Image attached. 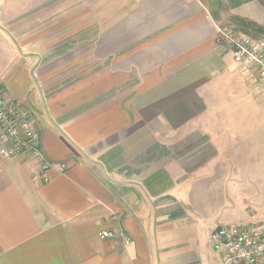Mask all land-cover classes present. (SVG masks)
<instances>
[{"label":"crops","instance_id":"obj_1","mask_svg":"<svg viewBox=\"0 0 264 264\" xmlns=\"http://www.w3.org/2000/svg\"><path fill=\"white\" fill-rule=\"evenodd\" d=\"M220 27L204 0L1 1L44 160L0 163V264H223L213 231L264 223V90Z\"/></svg>","mask_w":264,"mask_h":264},{"label":"built area","instance_id":"obj_2","mask_svg":"<svg viewBox=\"0 0 264 264\" xmlns=\"http://www.w3.org/2000/svg\"><path fill=\"white\" fill-rule=\"evenodd\" d=\"M218 32L241 76L264 87V38L256 39L228 27H220ZM32 115L26 106L9 103L0 86V163L20 156L44 160L40 133ZM50 167L45 161L43 171ZM99 236L112 239L115 234L105 231ZM210 239L223 264H264V223L218 228Z\"/></svg>","mask_w":264,"mask_h":264},{"label":"rangeland","instance_id":"obj_3","mask_svg":"<svg viewBox=\"0 0 264 264\" xmlns=\"http://www.w3.org/2000/svg\"><path fill=\"white\" fill-rule=\"evenodd\" d=\"M207 2L210 10L214 14V16L219 19L221 23V27H228L232 29H237L240 27L235 20V17H232L230 14V10L232 9L230 6L229 0H204ZM264 4V0H260ZM249 35L256 37V39H263L264 33H258L255 31L250 30ZM264 90V87H262Z\"/></svg>","mask_w":264,"mask_h":264},{"label":"trees","instance_id":"obj_4","mask_svg":"<svg viewBox=\"0 0 264 264\" xmlns=\"http://www.w3.org/2000/svg\"><path fill=\"white\" fill-rule=\"evenodd\" d=\"M252 1H255V0H229L231 8L240 7L243 4H246V3H249ZM258 1H260V0H258ZM235 20L238 23V25L240 26V27H237V29L239 28L237 31L243 32L245 34H248L250 30L258 32V33H262V34L264 33V28L260 27L259 25H257L254 22L247 21L244 19H239V18H235ZM254 38H256V37H254Z\"/></svg>","mask_w":264,"mask_h":264}]
</instances>
